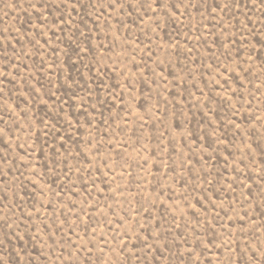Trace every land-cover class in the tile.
Here are the masks:
<instances>
[{"label": "rangeland", "instance_id": "374dc122", "mask_svg": "<svg viewBox=\"0 0 264 264\" xmlns=\"http://www.w3.org/2000/svg\"><path fill=\"white\" fill-rule=\"evenodd\" d=\"M0 264H264V0H0Z\"/></svg>", "mask_w": 264, "mask_h": 264}]
</instances>
